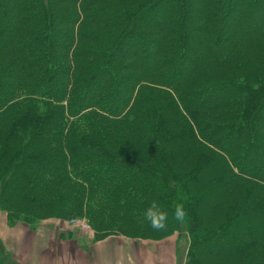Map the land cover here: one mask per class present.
<instances>
[{"label":"trees","instance_id":"obj_1","mask_svg":"<svg viewBox=\"0 0 264 264\" xmlns=\"http://www.w3.org/2000/svg\"><path fill=\"white\" fill-rule=\"evenodd\" d=\"M1 214L264 264V0H0Z\"/></svg>","mask_w":264,"mask_h":264},{"label":"crops","instance_id":"obj_2","mask_svg":"<svg viewBox=\"0 0 264 264\" xmlns=\"http://www.w3.org/2000/svg\"><path fill=\"white\" fill-rule=\"evenodd\" d=\"M0 225H3L0 227V239L3 241L5 249L11 256L18 255V250L23 245L24 225L16 224L8 227L2 220H0ZM34 229L31 230V235H28L27 264H46L47 262L45 263L43 260L42 263L41 259L47 253L55 255L59 259L63 255L66 263L69 264H132L136 262L133 261L136 259V245L140 247L138 246L140 244L132 241L123 243L111 241L104 245L88 242V231L79 229L73 230L71 237L62 241L57 237L58 233L53 224L46 222L38 224ZM56 239H59L57 244L55 243ZM96 246L99 247L95 248ZM121 248H127V251L124 252Z\"/></svg>","mask_w":264,"mask_h":264},{"label":"rangeland","instance_id":"obj_3","mask_svg":"<svg viewBox=\"0 0 264 264\" xmlns=\"http://www.w3.org/2000/svg\"><path fill=\"white\" fill-rule=\"evenodd\" d=\"M3 218V214L0 215V220ZM73 219H79V218H73ZM71 220V219H70ZM70 220H56L53 221L51 224L55 227L57 233H58V238L61 239L62 241L64 239H67L71 237L73 230H83V231H88V237L89 241H92L93 243L96 244V242L93 241V235H92V230L89 224H86V221L84 219H80L84 221L86 227H80L76 223H72ZM44 223V222H42ZM50 223V222H49ZM3 226V225H2ZM0 225V227H2ZM35 230V229H34ZM24 233L23 235V245L20 246V250H18L19 254L18 255H13L11 256L12 258H16V260L19 262V264H27L26 261V255H27V246H28V240L29 236L31 235V229L27 227V225L24 226L23 228ZM26 235V236H25ZM25 236V237H24ZM177 237V238H176ZM56 239L58 243V240ZM111 241H120V242H125V241H132L135 243H138L140 247H137L136 245V253H135V258L133 261H136L135 263L133 262L132 264H183V259H184V254H185V249L187 246V238L185 235H180V236H169L164 239H159V240H140V239H132L129 240L122 236L120 233H115V234H109L107 239L105 241H100L98 242L99 245H104L110 243ZM94 247V246H93ZM99 246H96L97 248ZM124 252L127 251V248L122 249ZM4 255L7 257L8 251L4 250ZM149 255V256H148ZM52 254H44L41 261L43 263V260L46 264H49L50 262L52 264H69L66 263L65 256L62 255V257L54 258Z\"/></svg>","mask_w":264,"mask_h":264},{"label":"clouds","instance_id":"obj_4","mask_svg":"<svg viewBox=\"0 0 264 264\" xmlns=\"http://www.w3.org/2000/svg\"><path fill=\"white\" fill-rule=\"evenodd\" d=\"M144 217L150 223L153 229L161 230L166 228L168 214L163 211L156 202H152L144 209ZM174 218L178 222H183L185 218V211L182 205L177 204L174 209Z\"/></svg>","mask_w":264,"mask_h":264},{"label":"built area","instance_id":"obj_5","mask_svg":"<svg viewBox=\"0 0 264 264\" xmlns=\"http://www.w3.org/2000/svg\"><path fill=\"white\" fill-rule=\"evenodd\" d=\"M72 223H76L78 224L80 227H86L84 221L80 220V219H71L70 220Z\"/></svg>","mask_w":264,"mask_h":264}]
</instances>
